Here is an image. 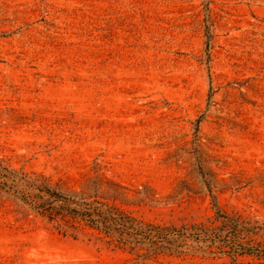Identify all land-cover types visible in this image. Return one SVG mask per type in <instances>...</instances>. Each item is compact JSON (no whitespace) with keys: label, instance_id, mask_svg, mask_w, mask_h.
Instances as JSON below:
<instances>
[{"label":"rangeland","instance_id":"374dc122","mask_svg":"<svg viewBox=\"0 0 264 264\" xmlns=\"http://www.w3.org/2000/svg\"><path fill=\"white\" fill-rule=\"evenodd\" d=\"M0 160L144 221L214 195L264 222V0H0ZM135 257L0 189V264H264Z\"/></svg>","mask_w":264,"mask_h":264},{"label":"trees","instance_id":"16d2710c","mask_svg":"<svg viewBox=\"0 0 264 264\" xmlns=\"http://www.w3.org/2000/svg\"><path fill=\"white\" fill-rule=\"evenodd\" d=\"M0 189L13 193L38 212L64 214L84 222L107 237L108 242L134 254L136 260L200 253L227 256L233 262L247 255L264 263V222L228 213L214 195L213 220L177 226L144 221L98 197L68 194L1 160Z\"/></svg>","mask_w":264,"mask_h":264}]
</instances>
